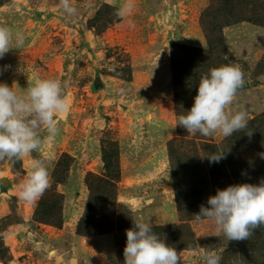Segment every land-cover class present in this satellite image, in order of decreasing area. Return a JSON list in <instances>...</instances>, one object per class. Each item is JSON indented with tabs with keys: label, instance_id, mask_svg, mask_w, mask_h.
I'll return each instance as SVG.
<instances>
[{
	"label": "rangeland",
	"instance_id": "1",
	"mask_svg": "<svg viewBox=\"0 0 264 264\" xmlns=\"http://www.w3.org/2000/svg\"><path fill=\"white\" fill-rule=\"evenodd\" d=\"M131 3L119 18L110 0H69L71 15L61 0H0V26L25 36L0 59V83L23 93L28 76L57 79L68 104L54 141L41 128L38 152L0 162V264H66L70 248L80 264H124L133 219L150 221L180 264H204V251L219 264H264V226L228 242L195 215L217 189L264 180V0ZM223 65L243 72L231 110L247 112V128L188 134L178 116ZM33 158L51 183L29 203L19 185ZM82 236H98L108 261L82 251Z\"/></svg>",
	"mask_w": 264,
	"mask_h": 264
},
{
	"label": "clouds",
	"instance_id": "2",
	"mask_svg": "<svg viewBox=\"0 0 264 264\" xmlns=\"http://www.w3.org/2000/svg\"><path fill=\"white\" fill-rule=\"evenodd\" d=\"M64 10L74 14L69 0H61ZM116 15L125 18L131 13V0L117 6ZM25 36L21 32L0 26V59L10 51L21 49ZM5 65L4 68H9ZM3 69H0L2 72ZM28 86L23 93L0 83V162L21 160L38 152L42 147L39 130L46 129L47 140L54 141L58 135L56 117L68 109L64 88L57 79H41L28 76ZM243 84V72L238 66L223 65L211 68L200 77L193 105L186 114L178 116V126L188 134L200 133L213 136L216 133L229 137L243 131L248 125L246 111H232L231 105L237 90ZM251 136L252 132L246 133ZM209 162H219L223 153L207 155ZM50 175L46 163L38 158L31 160L30 170L19 185V198L33 202L50 187ZM209 207L200 206L198 219H210L217 236L223 235L228 242L248 240L255 230L264 226V180L259 184L242 183L217 189L207 200ZM134 226L126 230V246L123 250L124 264H180V256L152 231V224L133 219ZM204 264H219L220 256L214 251L202 253Z\"/></svg>",
	"mask_w": 264,
	"mask_h": 264
},
{
	"label": "crops",
	"instance_id": "3",
	"mask_svg": "<svg viewBox=\"0 0 264 264\" xmlns=\"http://www.w3.org/2000/svg\"><path fill=\"white\" fill-rule=\"evenodd\" d=\"M82 237H83L82 242H81V250L82 251L89 252L92 256L99 259L101 262L103 261V263H105L104 260L108 261V256H107L105 247L104 246L102 247V246L97 245L95 243V241H96L95 238L98 236H94V237L93 236H82ZM67 253H68V255H67V263L66 264H80L78 253L76 255L72 251V248H70L67 251ZM101 256L104 258V260L100 259Z\"/></svg>",
	"mask_w": 264,
	"mask_h": 264
}]
</instances>
